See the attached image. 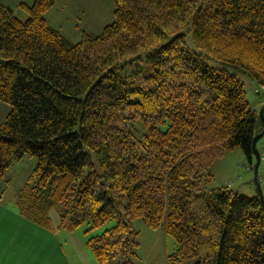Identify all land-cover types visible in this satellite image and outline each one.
Here are the masks:
<instances>
[{"label": "trees", "instance_id": "trees-1", "mask_svg": "<svg viewBox=\"0 0 264 264\" xmlns=\"http://www.w3.org/2000/svg\"><path fill=\"white\" fill-rule=\"evenodd\" d=\"M54 4L22 3L23 21L0 3V181L38 157L22 215L52 228L56 211L70 231L115 220L89 242L97 264H137V220L174 238L171 264H264L258 191L208 188L227 152L253 162L263 122L239 77L184 34L262 87L264 0H114L113 22L76 43L47 21Z\"/></svg>", "mask_w": 264, "mask_h": 264}, {"label": "rangeland", "instance_id": "rangeland-1", "mask_svg": "<svg viewBox=\"0 0 264 264\" xmlns=\"http://www.w3.org/2000/svg\"><path fill=\"white\" fill-rule=\"evenodd\" d=\"M0 3L11 8L15 15L23 21L29 18L28 13L21 8L25 3L29 6L34 0H0ZM114 0H55L54 6L46 13L49 24L59 30L66 38L76 43L81 40L83 32L90 35H100L104 28L114 20ZM186 43L194 54H200L209 65L219 70H227L236 74L244 83L248 101L254 109L258 106V84L249 76L237 72L232 66L223 64L214 58H208L203 49H199L194 42L192 31L184 30ZM262 109V108H261ZM261 109L258 110L260 115ZM10 107L0 102V123L6 118ZM262 154L260 176L264 190V138L258 143ZM255 158H253V162ZM94 162L98 166L99 160L94 156ZM253 162L241 148H235L217 159L212 168L213 180L209 183V189L228 187L230 190L248 197L257 195V187L254 178ZM38 164V157L25 156L14 160L0 181V211L16 215L18 222H12L14 229H18L19 250L18 255L24 261L41 260L44 258V249L50 245L64 247L67 264H97L91 238L100 236L106 230L116 225L115 220L108 221L105 225L89 230L90 226L84 224L75 230L60 229V217L56 211L51 213L53 227H43L33 220L22 215L19 206L20 192L28 183ZM138 232L137 264H171V256L176 248V241L165 230H153L143 220L133 223ZM28 242V243H27ZM46 252V251H45ZM32 253H35L33 255ZM39 254V257H38ZM59 255V253H57ZM53 255V254H52ZM52 260H54L52 258ZM194 260H190L193 264Z\"/></svg>", "mask_w": 264, "mask_h": 264}, {"label": "crops", "instance_id": "crops-1", "mask_svg": "<svg viewBox=\"0 0 264 264\" xmlns=\"http://www.w3.org/2000/svg\"><path fill=\"white\" fill-rule=\"evenodd\" d=\"M260 87L261 86L258 85L257 90ZM258 100V106L254 108V110L256 111L264 106V98L261 94L258 95ZM4 120L1 123H3ZM5 211L6 212L0 211V264H67L64 247H53L51 245L43 250V253L46 254L43 255L44 258L41 260L24 261L20 259V256L18 255L20 245L19 240H17L19 231L18 229H14L13 227H11L12 222H10H18L19 215L10 214L8 213V210ZM57 253H59V255ZM32 254L35 255V253ZM52 258L54 260H52Z\"/></svg>", "mask_w": 264, "mask_h": 264}, {"label": "water", "instance_id": "water-1", "mask_svg": "<svg viewBox=\"0 0 264 264\" xmlns=\"http://www.w3.org/2000/svg\"><path fill=\"white\" fill-rule=\"evenodd\" d=\"M260 118L263 122V130L261 133L255 136L254 141H253V157L255 158V161L253 162V171H254V178H255V183H256L258 194L264 202V190H263L262 180L260 176V166L262 163V154L258 147V143L260 142L261 139L264 138V106L261 109Z\"/></svg>", "mask_w": 264, "mask_h": 264}, {"label": "built area", "instance_id": "built-area-1", "mask_svg": "<svg viewBox=\"0 0 264 264\" xmlns=\"http://www.w3.org/2000/svg\"><path fill=\"white\" fill-rule=\"evenodd\" d=\"M258 92H263V98H264V86H262V87L260 88V90H258Z\"/></svg>", "mask_w": 264, "mask_h": 264}]
</instances>
